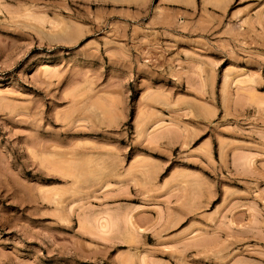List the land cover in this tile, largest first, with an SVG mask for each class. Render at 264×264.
Returning <instances> with one entry per match:
<instances>
[{
	"label": "rangeland",
	"instance_id": "1",
	"mask_svg": "<svg viewBox=\"0 0 264 264\" xmlns=\"http://www.w3.org/2000/svg\"><path fill=\"white\" fill-rule=\"evenodd\" d=\"M0 264H264V0H0Z\"/></svg>",
	"mask_w": 264,
	"mask_h": 264
}]
</instances>
